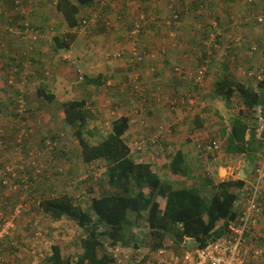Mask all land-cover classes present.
I'll use <instances>...</instances> for the list:
<instances>
[{"label": "crops", "instance_id": "obj_1", "mask_svg": "<svg viewBox=\"0 0 264 264\" xmlns=\"http://www.w3.org/2000/svg\"><path fill=\"white\" fill-rule=\"evenodd\" d=\"M69 1L75 3L74 0ZM58 2L19 0L15 4L14 0H0V13L14 17L11 24L5 18V24L0 26L3 33V46L0 49L4 48V51L0 50V59L6 58L9 63L3 67L0 61V122L4 124H10L13 118H17L13 92L5 80L14 72L19 78H24L23 87H26V96L32 104V114L35 115L32 118L37 122L35 132L38 135L44 133L43 127L53 128L54 120L64 121L63 106L77 96V99L85 100V107L94 112V118L99 113L108 117L113 115V120L126 116L129 123L124 139L130 134L135 136L137 130L146 129L141 127L142 124L147 126L152 119L160 116L162 122L159 123L166 122V125L158 126L160 133L157 131V135H169L171 140H179L181 145L177 146L176 151L182 150V144L192 134L189 124L198 122L195 111L202 110L203 116L208 117L211 110L200 107L189 110L188 106L179 103V98L189 93L197 95L192 92L195 91L194 87H198V91L211 90L212 78L209 73L221 55H225L229 64L234 58H247L253 62L251 69L260 65L257 61L259 57L249 56L247 48L250 44L264 43V34L258 30L261 27L254 21L255 14L264 9V0H255L252 4L243 0H92L91 5L80 7L76 15L88 19V25L83 28L82 19L75 27L68 25L58 9ZM140 12H145L149 20L134 40L129 30ZM151 15L155 18L151 19ZM231 20L238 22L235 27ZM25 23L37 32L26 29ZM6 26H11L12 31H4ZM233 32H241L244 39L239 45L233 43V50L225 54L223 45L232 41ZM133 46L145 54L142 63L131 64L128 60ZM116 52H124L125 56L116 57ZM111 56L118 60H110ZM207 60H210L209 69L203 86L183 82L173 72L176 65L181 66L182 70H195ZM224 67H227L226 62H223V70ZM74 68L79 74L81 72L80 76L77 77ZM16 69L20 72L17 73ZM83 77L87 78V82L80 83ZM207 83L211 87H206ZM105 85H109V93L101 89ZM188 85L194 87L191 89ZM45 90L51 93L46 94ZM51 97H54L52 100L55 103L49 108L46 102ZM216 102L215 99L213 105ZM46 106L49 110H44ZM7 107L12 108L11 111H5ZM53 107L57 116L50 121ZM258 115L257 111V118ZM94 118L86 119L87 127ZM36 126L40 127L39 130ZM10 128L4 137L14 135L15 127ZM245 138H249L247 131ZM194 141L196 144L199 140L195 138ZM39 143V139H34L33 144ZM127 145L130 155L141 153L131 142ZM240 156L243 163L235 179H244L249 185L253 175L245 178L244 174L251 175L252 167L245 160V155H235L237 158ZM42 160L40 164L44 166Z\"/></svg>", "mask_w": 264, "mask_h": 264}, {"label": "trees", "instance_id": "obj_2", "mask_svg": "<svg viewBox=\"0 0 264 264\" xmlns=\"http://www.w3.org/2000/svg\"><path fill=\"white\" fill-rule=\"evenodd\" d=\"M74 1V4L69 0L58 2V9L70 27L77 25L79 8L92 3V0ZM9 19L11 18L8 21ZM262 75L255 88L227 77H220L214 88V94L222 96L228 104L235 93L240 97L243 109L240 108L238 115L232 120L230 132L224 141V151L231 155H245L246 161L254 163L250 171L251 176L253 175L251 179H254V170L264 152V128L258 131L257 125L250 126L242 114L246 111L254 114L259 107V115L264 119V73ZM83 81L87 82V78L83 77L80 83ZM76 97L63 106L64 120L74 128L83 162L91 163L102 159L108 163L106 173L110 188L109 192L103 189V193L89 198L86 207L74 204L67 194L39 201V208L52 220L59 221L67 217L83 232L79 243L81 250L76 254L64 255V242L57 239L50 247L51 252L47 258L50 264H113L114 258L109 251L111 247H141L135 230L144 218L152 251L164 246L176 250L185 237L194 239L196 245L201 246L208 240L229 233V223L233 221L236 224L240 216L239 202L245 197L243 194L247 186L244 179L228 178L219 181L216 188L210 179L205 178V183L211 184L210 189L207 184L202 190L194 187L174 188L171 182L162 181L150 164H136L131 158L130 148L124 139L129 123L126 116L113 120L110 132L91 145L83 136V133L97 135L96 131L87 127L86 119L90 110L86 109L84 99ZM248 128L251 130L246 139ZM185 157L182 150L171 155L168 162L171 173L189 176L191 171L186 166ZM11 179L14 183L22 180ZM0 181L2 183L1 179ZM88 191L93 193L91 188ZM14 207L15 205L8 214L3 215L11 214ZM30 226L33 228L34 238V232L39 228L38 223L34 221ZM261 235L253 236L250 240L264 243V232ZM8 236L10 234L1 240L0 250ZM11 244L14 249L18 246L15 242Z\"/></svg>", "mask_w": 264, "mask_h": 264}, {"label": "rangeland", "instance_id": "obj_3", "mask_svg": "<svg viewBox=\"0 0 264 264\" xmlns=\"http://www.w3.org/2000/svg\"><path fill=\"white\" fill-rule=\"evenodd\" d=\"M5 18L6 21L8 18L14 19L12 16H6L0 13V26L5 24ZM82 18L80 15L77 16L78 21ZM151 18L153 19L155 16H151ZM26 19H28V17ZM32 19L33 18H31V20ZM231 22L233 27H235L236 25L234 24V21L231 20ZM247 22L250 23V21ZM259 26L261 28H258V30L264 34V24ZM233 34H237V32H233ZM127 45L129 44H126L125 46ZM259 45H261L260 47H263L264 43L256 44L258 47ZM2 46L3 44L0 47ZM3 49L0 50L4 51ZM1 54L2 53L0 52V56ZM111 58L112 59L110 60H118L113 56H111ZM5 59L6 58L0 59L1 66L3 67H7L9 64ZM223 62H226L227 64V67H224V70L222 69ZM230 63L231 64L227 62L225 56L223 55L217 59L215 67L213 66V70H211L209 73L210 78H212V88L210 91L207 89H201L198 91V87L192 86L193 84L187 86L188 88L191 87V89L194 87L195 91L192 92L197 93V96L203 100V102L206 104L205 109L211 110V116L208 117L205 115L203 116L204 112L202 110L197 109L195 111L194 116L196 119H198V122L189 124L191 126L192 134L189 138H187V142L182 144L181 149L186 155V166L191 171L189 176L173 174L168 168V162L171 159V155L176 151V148L180 143L179 140H171L169 135H157V131L159 130L158 126L166 125V122L159 123L162 122L160 116H158L156 119H152L153 121L150 124L147 123V126L142 124L141 127L146 129H142L140 132L137 130V134L135 136L130 134L128 137H126L125 141L127 143L131 142L134 146H136L135 144L139 142L144 143L145 147L143 146V148L139 150L141 153L135 152L131 154V158L136 164H150L151 168L160 174L161 180L164 182H171V186L174 188L194 187L197 190H202V187L207 184L205 183V178L210 179L212 185H215L217 188L219 181H224L228 178L235 179L239 176V168L243 163V159H241V156L240 158H237L235 155L231 156V154L226 153L224 151V141L227 134L229 133V130L231 129L232 120L238 115V110L240 108L243 109V105L241 104L240 97L237 93H235V95L231 98L229 104L225 102L226 100H224L222 96L215 95L214 82L219 78V76H221L227 77L236 82H243L248 87L255 88L260 79L254 77L250 78L251 80H249L242 76V72L244 70L250 69L252 67L250 66V64L253 63L252 60L248 61L247 58H234L233 61H230ZM74 70L76 71L77 77L81 75V72L79 74L76 68H74ZM16 71L17 73L20 72L18 69H16ZM13 73L14 72L6 76L5 80L6 84H8L7 80L9 76L13 77L14 79V84L8 85L13 92L12 98L14 101L16 114V97L18 94L16 88L20 84L21 79L19 76H17V74ZM208 86L209 85L207 83L206 87ZM108 87L109 85H105L102 86L101 89L105 91V89L107 90ZM177 87H180V85ZM25 89L26 87H24V91ZM183 89L185 90L184 87ZM183 89L179 90L186 92ZM45 91L46 94L51 93L47 90ZM106 92L109 93L110 91L107 90ZM109 95L112 96V94ZM23 97L27 107V113L24 115L26 116L25 128L30 130L27 132V136L23 138V147L20 148L15 144L16 128L14 135L11 137L6 135L7 137H4L6 131L11 130L10 126L16 127L19 124L15 121L17 118H13L10 124H4L3 122H0V141H2V147L0 149V177L4 176V180H6V184L1 183L0 181V223L2 218L7 216L3 214H8L10 208L13 205L19 204L20 202H25L27 205L26 210L23 211L21 216L14 220L12 225L13 230L10 231V236H8L2 244V248L0 250V264H50L47 259L51 252L50 247L57 239H61L64 242V245L62 246V252L64 255L68 253L76 254L81 250L79 243L81 237L83 236V232L82 229H80L79 226L74 223V221L68 219L67 217H63L59 221L52 220L39 208V201L67 194L69 197H71L74 204L86 207L89 203V198L92 196H98L99 194L103 193V189H106L105 192H109L110 186L108 185V174L106 173L108 163L102 159L91 163L83 162L81 158V148L78 144L77 138L74 136V128L68 126L65 120H54L53 128L49 129L43 127L42 133H44H40L38 135L37 132H35V125L37 122L34 121V118H32L35 115L32 114V104L30 103V100H28V96H26V91ZM30 98L33 99L34 96L31 95ZM40 98L43 99V97ZM53 98L54 97H51L50 101L47 100L46 102L49 104V108L52 103H55V100H52ZM215 99L218 102L215 103L216 105H213V101ZM49 108L46 106V109L44 110H49ZM8 109L11 111L12 108L7 107L4 110L8 111ZM54 111L55 107H53L51 110V116H49L50 121H52L51 118H56L57 116ZM93 113L94 112H89L87 119H93L95 117V114ZM252 113V111H246L244 114H242L245 117V121H247L250 126H256L258 123L264 126V122L257 118V112L254 114ZM112 116L113 115H110L108 117L102 115V113H99L97 118H94V120L91 122L89 121L88 127H93L92 129L96 131L97 135L89 136L83 133V136L91 145L96 144L98 140H101L110 132L113 121ZM55 122L57 123L56 125ZM37 127L38 126H36V128ZM40 127H38V130ZM52 129H55L56 131ZM250 130V128L247 129L248 134ZM33 132H35L34 134H37L35 138H33ZM46 137H52L56 142V146L52 147L53 150L51 149L52 151L49 150L47 153L45 150L38 160L35 159L36 161L40 162L44 157L42 160V162H44V166L41 163L36 167L40 174H35V168H32V166L29 165L31 158L27 155L26 150L42 149V141ZM36 138L40 140L39 144H33L34 139ZM195 138L200 142L209 138L220 139L221 149L211 154L202 153L196 148L194 141ZM151 139H155V143H150ZM41 151L43 152V149ZM54 151L57 153L55 154ZM6 165H9V168H11V170L16 173V178H19L20 180L22 179L19 183H14L12 179L5 175L3 168ZM27 165L30 168L26 167ZM248 165L253 167L254 163L249 162ZM250 176L251 175L249 173L244 174L245 178ZM209 184L210 183L207 185L209 186ZM210 187L211 186L208 188L210 189ZM89 188L92 189V194L89 193ZM144 217H146V214ZM262 217L261 225L258 224L260 225V227H258L260 231L264 230V216ZM34 221L38 223V226L42 232V235L38 238L39 242L36 244H34L35 240L32 235L33 228L30 226ZM135 231L139 237V246L145 250L151 249V241H148L147 239L148 230L145 218L141 220ZM11 242H15L16 245H18V248L14 249ZM193 248V245L181 244L176 250L171 248L168 249H171L173 252L184 258L186 256L185 253L191 252V249Z\"/></svg>", "mask_w": 264, "mask_h": 264}, {"label": "built area", "instance_id": "obj_4", "mask_svg": "<svg viewBox=\"0 0 264 264\" xmlns=\"http://www.w3.org/2000/svg\"><path fill=\"white\" fill-rule=\"evenodd\" d=\"M243 1L247 4H252L255 2V0ZM14 2L15 4H18L19 0H14ZM148 20L149 17H147V14L145 12H140L129 30L130 37L136 40L137 36L143 30L144 25L148 22ZM11 21L12 19H9V22ZM254 21L259 25L264 24V9L255 14ZM236 22L237 21H235L234 24H236ZM87 25L88 19H82V28ZM24 26L29 31L37 32V30L29 28L27 23H25ZM6 30L11 32V26H6L4 31ZM243 39L244 36L241 32L234 34L232 36V41L227 42L223 45L225 54L231 52L234 45L241 44ZM233 43L234 45H232ZM2 44L3 33L2 29L0 28V46ZM247 54L249 56H258L259 59H257V61L260 63V65H256V67L253 69L250 68L244 70L242 72V76H244L246 79L254 77L260 79L264 72V47L260 48L256 45L251 44L248 47ZM115 56L122 57V53L116 52ZM144 59L145 54H143L135 46H133L128 56V60L130 61V63L139 64L142 63ZM209 62L210 60H207L203 64L199 65L195 70H182L181 66L176 65L173 68V72L183 82H189L197 86H203L205 75L209 69ZM24 82V78H22L20 84L16 88L18 92L16 97V122H18L19 124L15 127V144L20 148L24 146V144H22L23 138L26 137L27 132L30 131L28 130V128H25L26 116L24 115L27 113V107L23 97L25 93L23 87ZM7 83L9 85L14 84L13 77L9 76ZM179 103L185 107L188 106L187 109L189 110L193 107H206V104L201 101L196 94L190 93L182 95L179 98ZM257 111H260L259 107ZM258 118L260 119V121L264 122L263 117L258 115ZM263 128L264 126L258 123L256 129L258 131H261L263 130ZM150 143H155V139H151ZM135 145L137 147V150H141L144 146V143L139 142ZM55 146L56 142L54 141V139L52 137H46L42 141L43 152L41 151L42 149L26 150L27 155L31 158V160L29 161V165H31L32 168H35V174H40V172L36 168L38 164H40V162L36 160L41 157L45 150L47 153L49 152V150H53L52 147ZM220 146L221 141L220 139L216 138H209L202 142H196L197 150L205 154L217 152L220 149ZM1 147L2 141H0V149ZM258 164L259 165L254 170V179H252L251 183L246 186L245 192L243 194L245 197H243V199H241V201L239 202L241 204V212L239 214L240 216L237 218V223L235 224V222L232 221L228 225L227 229L229 233L223 234L215 239L208 240L204 245L201 246L196 245L194 239L185 237L182 240V244L193 245L194 248L191 249V252H186V256L184 258L173 252L171 249L166 248L165 246L159 247L154 251H152L151 249L145 250L141 247H111L109 251L114 258L113 264H264V243H259L257 240H250L251 238H254L253 236H262L259 230L257 231V228L264 214V152L262 153ZM9 167V165H6L3 168V172L10 179L11 177L16 178V173ZM26 167L30 168L28 165ZM0 179L2 180L3 184H6L4 176H1ZM26 208L27 205L25 204V202H20L19 204L15 205L12 213L4 218L3 224L0 227V242L10 234L13 220L19 217L23 213V211L26 210ZM41 235V229L36 228V231L34 232V244L39 242L38 238ZM247 237L249 238L247 239ZM17 248L18 246H16V249Z\"/></svg>", "mask_w": 264, "mask_h": 264}, {"label": "clouds", "instance_id": "obj_5", "mask_svg": "<svg viewBox=\"0 0 264 264\" xmlns=\"http://www.w3.org/2000/svg\"><path fill=\"white\" fill-rule=\"evenodd\" d=\"M250 45H251V44H250ZM250 45H249V46H250ZM249 46H248V47H249ZM260 48H261V47H260ZM262 48H263V47H262Z\"/></svg>", "mask_w": 264, "mask_h": 264}]
</instances>
